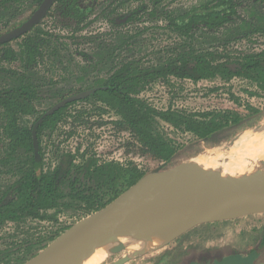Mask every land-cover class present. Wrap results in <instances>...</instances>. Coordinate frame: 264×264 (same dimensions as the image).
Segmentation results:
<instances>
[{
	"label": "trees",
	"instance_id": "16d2710c",
	"mask_svg": "<svg viewBox=\"0 0 264 264\" xmlns=\"http://www.w3.org/2000/svg\"><path fill=\"white\" fill-rule=\"evenodd\" d=\"M42 2L0 0V37L30 7L35 6V10ZM172 2L57 0L47 16L51 30H43L39 24L21 38L19 50L9 42L0 44V230L9 223L57 222L67 211L91 215L147 175L132 162H105L90 152L60 151L52 139L66 134L64 123L73 117L78 125L88 122L84 113L70 114L75 105L93 104L99 111L113 113L119 118L115 123L130 131L142 152L167 164L181 162L190 153L188 149L200 151L205 145L230 141L264 116V108L243 105L240 98L234 99L245 113L233 109L194 113L171 107L158 109L142 97L152 86L169 84L173 79L194 84L239 80L254 88L244 90L249 97L264 100V49L235 47L264 36V0H201L186 7H172ZM96 22H105L108 30L85 32ZM149 23L158 24L154 28L166 29L175 38L150 56L142 55L136 46L140 31L148 30ZM125 52L131 54L123 56ZM7 62L20 67L2 64ZM95 87L99 89L94 94L52 114L50 109L40 108ZM28 117H35L31 125L25 121ZM164 124L181 134H191L194 141L178 143L167 135ZM75 134L71 130L67 137ZM49 143L55 151L47 166L45 149ZM1 176L3 181L11 178L1 184ZM46 241L34 242L30 247L37 250H27L30 255L19 258L17 264L41 252L49 243ZM227 250L216 251V258Z\"/></svg>",
	"mask_w": 264,
	"mask_h": 264
},
{
	"label": "rangeland",
	"instance_id": "374dc122",
	"mask_svg": "<svg viewBox=\"0 0 264 264\" xmlns=\"http://www.w3.org/2000/svg\"><path fill=\"white\" fill-rule=\"evenodd\" d=\"M201 0H173L171 6H190ZM35 7V6H34ZM34 7L25 12L15 23L11 24L9 30L17 27L27 20L33 13ZM41 28L51 30L52 22L46 17L42 22ZM40 23V24H41ZM155 23L146 24L148 30L140 31L141 36L136 40L137 51L142 55L150 56L152 51L164 48L168 44L175 41L174 35L163 28H154ZM162 25V24H159ZM153 26V27H152ZM105 22H96L85 32H105L108 29ZM7 29V30H8ZM65 34V32H63ZM62 33V34H63ZM21 40L12 41L10 46L19 50ZM135 42V43H136ZM82 47V46H81ZM85 46H83L84 48ZM238 50H258L264 49V36H255L250 41H243L235 46ZM130 52L123 53V56L130 55ZM9 68H19L16 63H2ZM219 88L212 92L213 88ZM254 88L246 84V82L234 80L229 84L222 81L208 82L202 81L194 84L190 81H180L173 79L172 82L158 83L152 86L148 91L142 94V97L158 109H180L188 113H194L209 109H233L245 113L244 108L238 106L234 98H240L243 105L249 104L255 107L264 108V100L259 97H249L244 90ZM56 101L45 103L40 108L43 111L51 108ZM70 114L77 116L84 113V118L88 120L86 125H78L75 119L69 118L67 123L62 126L66 134L53 137L52 142L60 145V151L81 152L87 151L93 153L105 162H120L122 164L135 163L147 174L172 168L179 163L192 160L213 159L217 158L222 152H229L230 148L238 141L241 136L255 134L260 130H264V116L255 123V125L240 134L236 135L232 140L224 142L216 146H203L200 151L188 149L186 156L178 163L167 164L156 158L153 154L142 152L139 145L131 135L130 131L120 128L115 122L118 117L113 113H105L96 109L93 104L82 103L73 106ZM35 117L25 118V121L31 125ZM164 130L170 138L175 139L181 144H190L194 141L191 134H181L176 132L172 127L164 124ZM74 130L76 134L67 137V133ZM79 150V151H80ZM55 149L49 143V147L45 149V163L48 166L51 163V153ZM1 169V166H0ZM1 172L3 169L0 170ZM5 171V170H4ZM6 172V171H5ZM4 175V174H3ZM8 180L11 177H6ZM3 176H1V184ZM82 218L81 212L67 211L58 216V223L54 222H38L28 221L25 224H10L0 232V250L10 249L11 264H17L16 258L27 254L26 247L30 242L42 241L50 235L62 229H67L76 221ZM264 239V213L253 214L240 217L233 220H224L211 222L197 226L179 239L172 243H168L165 248L160 251H154L132 258L127 264H183L187 260L195 258L199 264L201 258L208 252H216L219 249H229L237 254H229L223 256L221 261H215L210 264H264V253L261 250V241ZM47 240V239H46ZM37 250V248H33ZM251 253V254H250ZM136 254V253H135ZM203 254V255H202ZM20 255V256H19ZM28 256V254H27ZM26 256V257H27ZM123 256L131 257L130 252L124 251L117 256L112 257L104 264H112ZM203 256V257H201ZM24 257V258H26ZM9 259V258H7ZM201 261H204L201 260ZM6 262V261H4Z\"/></svg>",
	"mask_w": 264,
	"mask_h": 264
},
{
	"label": "water",
	"instance_id": "95a60500",
	"mask_svg": "<svg viewBox=\"0 0 264 264\" xmlns=\"http://www.w3.org/2000/svg\"><path fill=\"white\" fill-rule=\"evenodd\" d=\"M56 2L43 0L26 21L0 37V44L12 42L31 32L47 17ZM98 89L61 100L50 109L49 114L68 103L94 94ZM36 132L35 129L34 145L39 162ZM186 164L185 161L172 168L147 174L106 207L74 224L25 264H85L102 249L105 250V263L127 251L122 241L143 227L189 225L171 240L172 243L200 225L264 213V171L230 178L223 167L188 173L185 172ZM161 249L130 253L131 257L123 256L112 264H127L132 258ZM229 254L237 253L225 251L216 258L215 252H208L205 258L197 262L214 263ZM193 262H196L195 258L183 264Z\"/></svg>",
	"mask_w": 264,
	"mask_h": 264
},
{
	"label": "bare ground",
	"instance_id": "6f19581e",
	"mask_svg": "<svg viewBox=\"0 0 264 264\" xmlns=\"http://www.w3.org/2000/svg\"><path fill=\"white\" fill-rule=\"evenodd\" d=\"M185 172L203 171L226 168L225 173L230 178L241 174L255 175L264 171V130L255 134L241 136L230 148L229 152H222L217 158L186 161ZM188 167V168H187ZM189 225L147 226L131 234L122 242L127 252L146 253L166 246L177 235L183 233ZM105 250L98 251L85 264H103Z\"/></svg>",
	"mask_w": 264,
	"mask_h": 264
},
{
	"label": "flooded vegetation",
	"instance_id": "af4514ba",
	"mask_svg": "<svg viewBox=\"0 0 264 264\" xmlns=\"http://www.w3.org/2000/svg\"><path fill=\"white\" fill-rule=\"evenodd\" d=\"M36 9H37V8H36ZM36 9H35V10H36ZM35 10H34V11H35ZM34 11H33V13H34ZM33 13H32V14H33ZM47 16H48V15H47ZM25 21H26V20H25ZM22 23H23V22H22ZM22 23H21V24H22ZM21 24H20V25H21ZM18 26H19V25H18ZM18 26H17V27H18ZM9 28H10V27H9ZM14 28H16V27H14ZM14 28H12V29H10V30H9V29L6 30V31L4 32V34L10 32V31L13 30ZM29 33H30V32H29ZM23 37H24V36H23ZM21 38H22V37H21ZM21 38H19V39H17V40H21ZM17 40H14V41H17ZM10 43H11V42H9L8 44H10ZM95 88H99V87H95ZM95 88H92V89H95ZM92 89H89V90H92ZM86 91H88V90H86ZM83 92H85V91H83ZM80 93H82V92H80ZM77 94H79V93H77ZM73 95H76V94H73ZM73 95H71V96H73ZM68 97H70V96H68ZM68 97H66V98H68ZM64 99H65V98H64ZM62 100H63V99H62ZM60 101H61V100H60ZM60 101H58V102H60ZM58 102H56L55 104H57ZM55 104H54V105H55ZM54 105H53V106H54ZM53 106H52V107H53ZM52 107H51V108H52ZM51 108H49V109H51ZM49 109H48V110H49ZM79 150H80V149H79ZM77 152H78V151H77ZM80 152H81V150H80ZM83 152H87V151H83ZM39 153H40V152H39ZM39 161H40V159H39ZM138 167H139V166H138ZM139 168H140V167H139ZM81 216H82V218H80V220H82L83 218L87 217V216L83 215L82 213H81ZM88 216H89V215H88ZM80 220L76 221L75 224H76L77 222H79ZM38 222H39V221H38ZM54 223H55V222H54ZM56 223H58V221H57ZM10 224H13V223H9L7 226H9ZM14 225H16V224H14ZM73 225H74V224H73ZM73 225H71L70 227H68V229L71 228ZM7 226H5L4 228H6ZM4 228H2V229L0 230V232H1ZM68 229H67V230H68ZM67 230H66V231H67ZM61 231H63V229L60 230V231H58V232H55L54 234H56V233H60ZM66 231H65V232H66ZM65 232H63V233H65ZM63 233H61V234L59 235V237H60L61 235H63ZM54 234H52V235H50L49 237L46 238V239L48 240V241H46V242H49L48 245H47V247H48L52 242H54V241L57 239V238H56L55 240L50 241V238H51ZM263 240H264V239H263ZM36 242H37V241H36ZM33 243H34V242H30V244L27 245V247H26L25 250H29L30 248H35V247H30ZM261 244H262V245H261V250H263V249H264V244H263V242H261ZM47 247H46V248H47ZM44 249H45V248H44ZM44 249H43V250H44ZM5 250H6V249H4V250H0V253H2V252L5 251ZM7 250H8L7 253H5V254H3V255H0V264H5L4 261H8V260H11V261H12V260H13L14 257H13L12 259H10L11 255H10L9 253L11 252V250H10V249H7ZM43 250H42V251H43ZM39 253H40V252H39ZM39 253H38V254H39ZM262 253H264V250H263V252H261V254H262ZM38 254H37V255H38ZM250 254H251V253H250ZM28 255H30V254H28ZM37 255H35V256H37ZM6 256H8V257H6ZM19 256H20V255H19ZM26 256H27V254H25V256H23L22 258H24V257H26ZM35 256H34V257H35ZM34 257H32L31 259H33ZM7 258H9V259H7ZM19 258H20V257L16 258L14 261L18 260ZM1 259H3V260L5 259V260H4V261H1ZM31 259H29V260H31ZM29 260H28V261H29ZM11 261H10V262H11ZM28 261H26V262H28ZM26 262H25V263H26ZM25 263H24V264H25Z\"/></svg>",
	"mask_w": 264,
	"mask_h": 264
}]
</instances>
